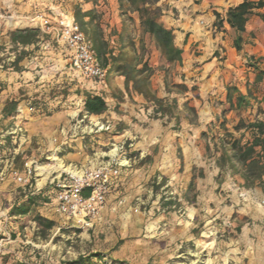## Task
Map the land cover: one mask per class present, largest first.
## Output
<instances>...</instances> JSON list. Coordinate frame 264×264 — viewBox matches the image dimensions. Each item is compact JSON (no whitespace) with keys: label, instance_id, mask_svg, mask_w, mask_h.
Returning <instances> with one entry per match:
<instances>
[{"label":"rangeland","instance_id":"1","mask_svg":"<svg viewBox=\"0 0 264 264\" xmlns=\"http://www.w3.org/2000/svg\"><path fill=\"white\" fill-rule=\"evenodd\" d=\"M76 3L77 1L74 0H18L14 4L16 6L14 9H11L7 3L5 9H0V46L8 47L9 37H6L9 32L23 26L20 23L23 18L19 16L28 17L30 14L33 15V18L40 14L52 16L50 12H55L53 7L59 8L63 14L73 13ZM97 5L100 6L97 11L100 14L101 27L109 46L119 53L121 45L127 46L131 40L138 44L139 40L143 38L147 48L146 59H149L150 66L155 70L152 83L156 88V94L169 104L177 100L176 113L183 121L186 118L196 121L198 114H203L206 110L205 107L213 102L212 99H209L213 97V94L209 93L206 97L203 90L208 78L202 75V65L198 62L190 64L194 69L192 73H187L189 69L182 65H169L164 56L156 52L155 42L149 36L143 35L138 15H131L134 17V21L128 20V17L121 14L118 0H98ZM28 6L32 7L31 12L24 11V8ZM83 7L88 9L92 8V5L83 4ZM56 14L58 15V13ZM196 47L197 45L192 51ZM39 48L41 49V44ZM199 51L202 52L203 49L196 50V52ZM125 52L129 53L130 51L125 49ZM195 55L199 56L201 53ZM8 56L7 51L0 53V58L3 59L0 70L12 72L4 67L14 60L13 55ZM52 68L53 65L48 66L46 72L41 75L45 76V83L41 85L46 84L42 89L30 90L24 79L23 81L19 80L23 86L21 89L17 88V82L7 81V85L11 83L12 88L11 92L3 95V100L7 96L9 99H21V102L26 100L31 115H36L38 118H31L29 115L21 113V109L18 107L19 111L17 110V112L22 114V117L18 119L17 134H13L16 128L11 130L12 134L5 135L4 141L0 143V147H2L0 151V206L7 213L6 211H10L14 204L15 206L22 204L25 201V196L30 192L38 189L45 190V197L49 200V204L39 207L47 206L48 208L45 216L42 217L50 220L48 218L52 216V220H55L56 222H54L57 224L50 231L39 226L34 219L39 208L28 216L16 218L11 216L10 211L7 216H4V218L12 219L5 222L3 226L2 235L4 238L0 242V247L4 248L8 243L9 246L15 245L16 251L8 255L10 258L4 264H64L75 261L81 255L86 256L94 252L102 254L103 258L110 261V255L116 249L118 251H116V255L113 254V260L124 262V264H130V262L250 264L249 253L238 251L237 242L241 238L242 227H258L263 228L264 231V217H262L263 219H252L249 214L243 215L241 209L244 207L239 202V199L243 201L240 190H238L239 185L236 181L228 179L227 173L224 171L217 174L216 169L210 168L205 170L206 175H204V171L196 168V180L202 182L204 191L200 193L197 186L191 191L188 188L187 191L189 200L192 201L190 204L194 203L193 205L198 209V216L194 221L195 239L192 242L184 243V246L181 247L182 239H179L180 245L176 246V242L172 243L171 241V232L174 231V228L180 229L179 232L183 234L184 240L187 226L182 227L176 223L178 221L186 222L191 213L186 211V205L173 209L171 206L165 205L167 202L165 199L174 197L176 194L171 185H167L163 189L157 184L141 188L126 186L127 191H124L120 196L121 205L116 209V218L104 219L101 216L100 219H102L96 221L90 229L78 228L73 222L55 214L53 211L56 196L54 185L61 174L69 171L59 169V159L61 160V158H54L55 149L47 147L49 139L44 135L46 132L50 133V139L54 142L60 137H66L69 140L76 134L81 135L84 130L92 135L96 134V131H109L101 130L102 124L92 125L91 120L84 117L82 102L85 90L76 88L74 82L70 80L66 81V76L60 79L56 73L51 75V72H55ZM115 78L117 77H111L109 80ZM179 85L188 87L189 91L185 93L177 87ZM27 89L32 94L30 97L27 94L29 92ZM113 96L119 102L124 101L122 100L124 97L114 93H109L104 97L111 104ZM34 98L41 99L40 102L44 107L32 108L31 101ZM193 103L197 104L194 107L196 116L187 109ZM148 106L151 108V116L168 123L166 126L168 127L169 116L162 118L150 107L154 106L152 103H148ZM212 107L215 116L209 128L212 135H208V137L224 134L221 128V123L224 120H226V127L234 133V126H231L228 119L222 115L223 110L228 106L222 107V103L216 100ZM111 126V130H113V125L111 124ZM235 135L240 136L237 133ZM11 136H17V138L11 139ZM211 144V150H215L213 141ZM122 147L123 150H121ZM122 147L108 145L103 152L110 153V156L107 159H101V161L106 162L112 157L121 158L123 161L127 159L130 166L128 169H130L133 167L134 160L138 158V154L131 151L130 143H125ZM206 155L212 159V151L207 152ZM180 156H182L181 153H179V158ZM193 160L196 162V159ZM209 164H213V160L208 162ZM63 165L68 168L67 164ZM81 168L83 167H78V169ZM12 170L17 171L19 176L27 180V183L15 180ZM29 171L32 172L31 175ZM123 172L121 177L126 176V173ZM261 187L264 190V185ZM172 192L174 194H171ZM263 199L260 198L257 201V204L262 208L256 204L248 209L257 218L263 216L261 215V210H264V205L261 204ZM169 210L177 211L180 219L177 220L168 214ZM38 214L40 215V213ZM46 214L49 217H46ZM60 227L67 229L60 230ZM17 245L24 249H17ZM114 246L115 250H110ZM121 251L123 255H120ZM263 257L264 252L259 258ZM13 260L15 262H10Z\"/></svg>","mask_w":264,"mask_h":264},{"label":"crops","instance_id":"2","mask_svg":"<svg viewBox=\"0 0 264 264\" xmlns=\"http://www.w3.org/2000/svg\"><path fill=\"white\" fill-rule=\"evenodd\" d=\"M16 1L18 0H0V9H5L7 3H9L11 9H14L16 7L14 6ZM244 1L245 0L159 1L158 6L164 7V15L159 19V23L167 30L173 31L175 46L182 50V62L168 64L182 65L184 68L187 67L189 69L187 73H192L194 69L190 64L196 62L200 63L203 70L202 75L208 78L203 89L205 96L208 97L209 93L213 94V97L209 98L210 100L212 99L213 102H211V105L207 104L208 106L205 107L206 110L203 114H198L196 121H191L188 118L183 121L176 113L173 117H170L168 127H166L168 123H164L161 119H156L151 116V108H149L148 102L143 96L132 94V98L128 97L125 92L124 79L117 77L114 80L106 81L105 84H100L93 80L77 79L70 69V57L67 47L62 41L56 38V34L53 32L43 33L39 23L35 21V18H33L31 14L28 17H24V15L19 16L23 18L22 21H20L21 25H23L20 27L21 29L24 27L38 28L42 31L44 36L40 43L41 49L35 52L33 57L24 61L22 64L25 69L24 72L16 73L0 70V90H2L0 92V143L4 141V137L12 134V132H10L11 130L16 128L13 134H17V128L19 127L18 119L22 117V114L18 113L15 116L4 118L2 114L6 102L9 100L8 96L3 100V95L7 92H11L10 89L12 88L11 83L7 85V81L12 80L17 82V88L21 89L23 86L19 83V80L23 81L24 79V82L28 83L27 87H29L30 90L42 89L46 84L41 85L45 83V76L41 75L46 72L48 66L53 65L52 70L54 69L55 72H51V75H55L56 73L60 76V79L66 76V81L70 80L74 82L76 88L85 90L86 93L101 95L103 97L107 96L109 93H114L115 95L124 97L122 98L124 101L119 102L113 96L111 104L106 100L108 110L102 115L89 116L85 114L84 116L91 120L92 125L111 123L113 125V130L109 132L96 131V134L92 135L89 134L87 130H84L81 135L76 134L69 140H67L66 137H60L58 139L54 138L56 139L54 142L50 139V133L47 134L46 132L44 135L49 139L47 147L55 149L54 158H61V160L59 159L60 163L67 164L68 168L72 169H78V167L94 168L101 165L103 163L101 159H107L110 156V153L103 152L108 145L122 147L125 143H130V147H132L131 151H135L136 154H138V158L134 160L132 164L133 167L128 169L130 167L128 166L122 169V171H124L123 173H126V176H120L118 179L115 185L116 189L114 188L115 190L108 197L106 206L101 215L102 218H116V209L121 205L120 196L124 191H127V189H125L126 186L141 188L150 184H157L163 189L167 185H171L176 194L174 197H167L165 199L167 202L165 203L174 202L176 205L171 206L172 209L174 207L181 208L183 205H186V211L191 213V216L188 215L186 222L178 221L176 223L177 225H182V227H185V225L187 226L186 238L183 240V234L179 232L180 229L177 228H174L170 236L172 243L176 242V246L180 245L178 243L180 241L179 239H182L180 247L184 246V243L192 242L195 239L194 221L198 216V209L193 205L194 203L190 204L192 201H190L188 197V188L192 181H194L197 190L202 193V191H204L202 187L203 184L199 180H196L195 170L199 168L204 171V175H206L205 170L212 168L217 170V174L220 172L223 173V171L226 172L228 179L238 183V190H240V196L243 198V201L239 199V202L244 207L241 209L243 210V215L249 214L252 219H263L264 210H261V215L263 216L259 218L254 216L251 211H248L249 208L257 204L260 198H264V190L261 185L254 188H246L245 182L240 175L232 174L227 167L221 169L218 166L221 152L215 153V150H211V140L213 136L210 138L208 137V135H212L209 132V128L215 116L212 106L215 105L216 100L222 103V107L228 106L226 97L229 87H236L243 95H246L248 89H251L255 96V99L250 101L249 107L242 110H232L226 114L225 118L228 119L231 126L235 127L241 118L246 122H254L256 120L264 121V80L258 87H254L257 74L259 72H264V8L256 10L250 17L247 31L242 34L244 45L241 52H238L234 47V41L238 36L234 29L226 22L224 23V30L222 32L214 27L216 21L215 12L220 13L221 16L225 18L230 8L236 7ZM249 1L259 2L260 0ZM53 8L55 12H50L52 16H46L55 21L58 15H63V13L60 12L59 8ZM96 8H100V6L97 5ZM31 10L33 9L30 6L24 8V11L31 12ZM39 10L41 9L39 8ZM113 10L115 11V8ZM56 13H58V15ZM64 14L73 17L72 12ZM112 27H114L113 24ZM6 38H8V36ZM46 39L47 41H45ZM196 45L197 47L192 51ZM197 49H203V51L196 52ZM156 52L162 55L158 49ZM196 53H201V55L196 56ZM250 57L253 58L255 67H251L248 64V59ZM164 59L166 60L165 57ZM46 65L47 67H45ZM152 87L156 92L153 83ZM27 94L29 97L32 95L30 91ZM196 105L197 104L193 103L192 106L189 107L194 108ZM150 107L155 110V106ZM19 108L21 109V113L29 115L31 118H38L36 115H31L30 109L26 105V100L20 103ZM259 110H261L262 113L259 114ZM223 135L224 134L216 135L213 141V145H218V150H220V138H222ZM16 138L17 136H11V139ZM211 151L213 156L212 159H209L206 153ZM179 153L182 155V160L179 158ZM193 159H196V162H194ZM212 160L213 164L208 165V162ZM181 171H183V173H181ZM194 177L195 179H193ZM54 187L56 190V184ZM41 191L42 190L38 189L29 194H36ZM29 194L25 196V200L28 198ZM171 194L174 193L172 192ZM197 199H199V197H197ZM14 206L15 204L12 208ZM257 206L262 208L259 204H257ZM47 210V206L41 207L38 209L37 213H40L41 216H45ZM10 211H6L7 213H5L0 206L1 235L4 230L3 226L5 222L12 219L4 218ZM168 214L177 220L180 219L175 210H169ZM46 217H49L48 214H46ZM48 219L52 220L53 217L50 216ZM62 229L67 228L60 227V230ZM240 237L241 238L237 242L238 251H242L245 254H247V252L249 253L248 256L251 259L250 264H264V257L261 259L259 258L261 253L264 252L263 228L242 227ZM122 241L124 240L122 239ZM118 243H120V241H118ZM17 249L23 250L24 248L17 245ZM110 250H115V246ZM15 251V245L9 246L8 243L4 248L0 247V264H4L10 258L8 255ZM116 251H118V249H116ZM116 251L112 252L110 255V261L112 262H116L113 260V254H115ZM120 255H123L122 251ZM10 262H15V260ZM130 264L170 263L130 262Z\"/></svg>","mask_w":264,"mask_h":264},{"label":"trees","instance_id":"3","mask_svg":"<svg viewBox=\"0 0 264 264\" xmlns=\"http://www.w3.org/2000/svg\"><path fill=\"white\" fill-rule=\"evenodd\" d=\"M77 3L73 8V18L79 26L88 41L96 51L98 60L103 68L107 70V80L111 77H120L124 79L125 92L129 98L132 94L143 96L148 103L155 106V113L160 114L162 118L173 117L178 108L177 100L167 103L165 99L157 96L152 87V78L155 70L146 59L147 48L143 38L138 44L131 40L127 46L121 45L119 53L111 48L105 40L104 32L100 23V14L97 11L98 0H74ZM160 0H118L121 14L128 17V20L134 21L131 15H138L140 27L143 35L149 36L156 45L159 52L166 58L170 64L182 62V50L177 48L174 43L173 31L167 30L159 19L164 15V9L158 6ZM83 4H91L92 8L85 9ZM264 8V0L252 2L245 0L236 7L230 8L225 18L220 13L215 12L216 21L214 27L222 32L224 23L226 22L234 29L238 36L234 41V47L238 52L243 50L244 39L242 34L247 31V25L250 17L258 9ZM43 33L38 28H17L9 32L8 47L0 46V53L7 51V54L13 55L14 60L4 66L12 72L22 73L25 71L22 64L30 59L40 48ZM129 49V53L124 52ZM8 56V57H9ZM3 59L0 58V65ZM248 64L255 67L252 57L248 59ZM257 69V68H255ZM264 80V72L257 74L254 87H258ZM185 93L188 88L184 85L177 86ZM2 90H0L1 92ZM255 96L251 89H248L246 95L240 93L236 87H229L227 90L226 103L228 107L223 110L222 115L232 110H242L250 105V101ZM41 99L34 98L31 101L32 108L40 109L44 105ZM21 99L10 98L2 114L4 118L15 116ZM187 109L196 116V110L193 107ZM108 105L106 99L101 95H92L84 93L83 112L89 116H99L106 113ZM262 113L261 110L258 112ZM51 115V113H48ZM226 120L221 123L224 135L220 138V150L218 145L215 146V153L221 152L218 160V166L228 168L232 174L240 175L245 182L246 188H254L264 184V121L256 120L254 122H246L243 118L234 127V133L225 125ZM235 133L240 134L239 137ZM215 136L212 137V141ZM2 147H0L1 151ZM182 160V156H180ZM195 179V177L193 178ZM195 187L194 181L190 184V191ZM45 190L36 194H29L28 198L20 205L15 206L11 210V216L23 217L33 213L42 205L49 204V200L45 197ZM166 206L176 205L174 202H168ZM35 222L46 230L50 231L55 227V222L47 220L36 212L34 216ZM0 234V242L3 240ZM106 261L100 253H90L86 256H79L75 261L65 262L64 264H124V262Z\"/></svg>","mask_w":264,"mask_h":264},{"label":"built area","instance_id":"4","mask_svg":"<svg viewBox=\"0 0 264 264\" xmlns=\"http://www.w3.org/2000/svg\"><path fill=\"white\" fill-rule=\"evenodd\" d=\"M35 21L39 23L43 33L53 32L56 38L65 44L69 52L71 72L77 79L106 83L107 70L101 66L96 51L72 16L63 14L54 21L40 14L35 17ZM111 129L110 123L101 125V130ZM128 166L127 159L123 161L112 157L97 167L73 168L61 174L59 180L55 182L54 213L73 222L78 228H92L100 219L108 197L122 174V169ZM12 174L18 182L27 183L17 171L12 170ZM29 174L32 172L29 171ZM261 204L264 205V200Z\"/></svg>","mask_w":264,"mask_h":264},{"label":"bare ground","instance_id":"5","mask_svg":"<svg viewBox=\"0 0 264 264\" xmlns=\"http://www.w3.org/2000/svg\"><path fill=\"white\" fill-rule=\"evenodd\" d=\"M58 163V162H57ZM59 169H61V170H65V171H71V169L70 168H65V166H63V164H61L60 163V165H59Z\"/></svg>","mask_w":264,"mask_h":264}]
</instances>
